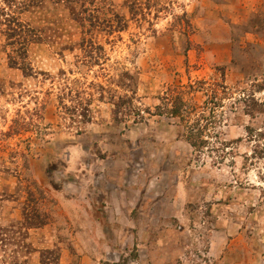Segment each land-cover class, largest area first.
<instances>
[{"label":"rangeland","instance_id":"374dc122","mask_svg":"<svg viewBox=\"0 0 264 264\" xmlns=\"http://www.w3.org/2000/svg\"><path fill=\"white\" fill-rule=\"evenodd\" d=\"M14 2L31 40L0 17V264H264V0ZM195 82L225 86V155L153 114Z\"/></svg>","mask_w":264,"mask_h":264},{"label":"trees","instance_id":"16d2710c","mask_svg":"<svg viewBox=\"0 0 264 264\" xmlns=\"http://www.w3.org/2000/svg\"><path fill=\"white\" fill-rule=\"evenodd\" d=\"M3 3L4 7L0 8V17L9 18L6 21L10 25L8 30L12 32L10 34L11 37H20V35L22 37L23 35L25 37L22 44L30 42L31 39H28V32L30 30L18 21L16 10H12V8H16L14 0H9V2L3 0ZM7 10L8 13H6ZM107 21L105 20V22ZM108 23H111V20ZM117 26L120 27V24H117ZM195 83L199 85L194 86L189 83L186 86L167 87L157 97L159 104L154 107L155 112L153 114L165 115L174 119L180 128L181 137L195 152L201 153L203 150H206L208 153L216 152L225 155L226 152L224 151L228 147L229 142L219 140L214 142L215 145L209 142V137L212 138L210 129L219 122L217 116L215 117V110L222 107L221 97L219 96L222 93L225 95V86L214 83L208 84L205 88L204 82ZM196 90L205 93L206 99L201 104L192 101L188 97ZM213 136L216 138V135ZM255 136H260V134ZM222 158L223 156L220 159Z\"/></svg>","mask_w":264,"mask_h":264}]
</instances>
